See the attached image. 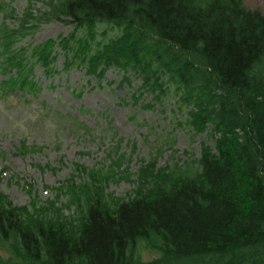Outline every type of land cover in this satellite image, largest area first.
<instances>
[{"label": "trees", "instance_id": "1", "mask_svg": "<svg viewBox=\"0 0 264 264\" xmlns=\"http://www.w3.org/2000/svg\"><path fill=\"white\" fill-rule=\"evenodd\" d=\"M45 2L38 13L32 4L21 15L12 7L4 13L0 70L9 76L2 87L37 92L34 67L55 74L60 46L68 69L82 65L102 79L115 67L122 84L136 75L156 101L173 96L184 116L179 124L206 137L198 157L189 152L182 162L143 159L137 172L126 168L118 177L113 165L93 168L62 189L65 200L34 212L0 191V246L13 258L7 261L264 264V12L244 0ZM7 5L0 0V11ZM54 19L71 23V33L20 44ZM103 26L105 38L98 34ZM122 178L134 185L125 197L107 190ZM142 245L159 256L144 260Z\"/></svg>", "mask_w": 264, "mask_h": 264}, {"label": "rangeland", "instance_id": "2", "mask_svg": "<svg viewBox=\"0 0 264 264\" xmlns=\"http://www.w3.org/2000/svg\"><path fill=\"white\" fill-rule=\"evenodd\" d=\"M0 22L11 7L21 15L33 5L36 13L45 9V0H3ZM251 8L264 12V0H244ZM7 22L18 23L16 16ZM99 28V37H104ZM66 20H44L33 33L21 39L29 46L47 39L67 36L72 31ZM108 29V35L116 30ZM68 57L64 48H57L55 74L46 72L39 63L34 76L40 88L37 92L21 91L0 85V191L16 206L27 212L37 211L46 201L67 198L62 189L73 181L89 178L91 169L137 172L142 160L157 157L163 166L198 157L204 133H194L179 124L182 112L176 110V99L164 103L156 101L140 77L124 82V73L109 67L100 79L88 75L82 65L66 66ZM5 77L0 72V82ZM121 163L116 164V161ZM86 167V171L83 169ZM134 187L130 179L111 180L107 190L125 197ZM62 191V192H61ZM61 192V193H60ZM60 193V194H59ZM73 208L65 209L68 215ZM144 260L159 253L141 246ZM3 264H25L13 259L0 246Z\"/></svg>", "mask_w": 264, "mask_h": 264}]
</instances>
